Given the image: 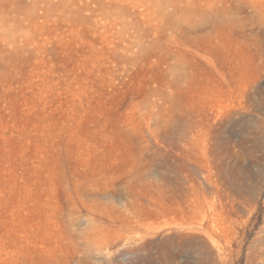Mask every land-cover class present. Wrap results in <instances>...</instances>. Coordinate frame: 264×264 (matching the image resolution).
<instances>
[{"label": "rangeland", "instance_id": "374dc122", "mask_svg": "<svg viewBox=\"0 0 264 264\" xmlns=\"http://www.w3.org/2000/svg\"><path fill=\"white\" fill-rule=\"evenodd\" d=\"M0 264H264V0H0Z\"/></svg>", "mask_w": 264, "mask_h": 264}]
</instances>
